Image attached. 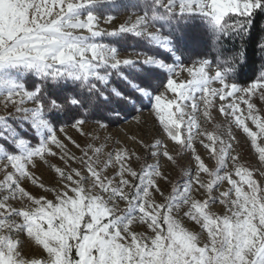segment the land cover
<instances>
[{
    "label": "snow or ice",
    "instance_id": "snow-or-ice-1",
    "mask_svg": "<svg viewBox=\"0 0 264 264\" xmlns=\"http://www.w3.org/2000/svg\"><path fill=\"white\" fill-rule=\"evenodd\" d=\"M102 6L120 4L0 0V264H264V170L233 130L264 165V63L241 83L245 50L221 43L247 37L264 0H137L112 29ZM205 37L216 61L185 63L181 49ZM129 117L138 131L124 141L85 128Z\"/></svg>",
    "mask_w": 264,
    "mask_h": 264
},
{
    "label": "rangeland",
    "instance_id": "rangeland-1",
    "mask_svg": "<svg viewBox=\"0 0 264 264\" xmlns=\"http://www.w3.org/2000/svg\"><path fill=\"white\" fill-rule=\"evenodd\" d=\"M118 1H126V0H118ZM106 7L107 6H102V7H98L96 9L97 13L101 17L100 22H99V26L101 28H105V29H112V28L118 26L120 23H122L125 20V18L131 12V11H125V12H122L119 14H114L115 19L110 23H105L104 22V16L108 14L107 12H104V11H107ZM100 11H103V12H100ZM122 55H127V51H124L122 53ZM214 70H215L214 66H213V68L209 69L210 72H214ZM181 78L182 79L186 78V74H184ZM169 95H171V94H169ZM256 103H257L259 108L264 109V104H261L258 99L256 100ZM218 104H219V101H217V106H218ZM2 111H3V109H2V107H0V112H2ZM213 115L215 117V122H218V123L224 122V117L222 115H220L218 112H214ZM140 116H141L142 123L146 121L148 123V125H151L152 117H151V114L147 108H145V110L140 114ZM249 126H250L251 130L258 131L255 128V126L250 124V122H249ZM208 127L211 130V125H209ZM85 128H86V130L91 129L93 134L100 135L101 137L112 136L114 139H118L121 141L125 140V137L127 134L136 133L138 131V126L135 124L134 121H132L131 117L128 118L127 122L122 121V122L118 123L117 125L110 126L106 130H100L97 128L96 125L91 124V123L86 125ZM233 130L236 132V135L240 141V144L245 148V151H244V156L246 157L245 163L247 165H250L253 169L264 170V165H261L259 162L258 154L255 152L254 149L250 148V141H247L246 136L244 134H242L240 131L235 130V129H233ZM67 132H68V135H70L74 139H76L82 146L86 142H91V141H86L84 137H82L79 133L75 132L72 129H67ZM96 143L99 144L100 142L96 141ZM128 143H130V142H128ZM109 144H111V141H109ZM258 144H260V146H264V140L258 138ZM69 147L73 153H75L76 155H80V152L78 149H76L75 147H72L71 145H69ZM197 148L199 151H201L203 153V149L200 147V145L198 143H197ZM136 150L138 152L141 151V149H139V147H137ZM105 151H107V149H105ZM47 159H48L50 164H60V161L58 158L48 157ZM73 167H78V165L74 164ZM36 174L38 176L42 174V177H43L45 182L51 181L52 176H53V173H51L49 171L47 165L43 164V162H39V167L36 170ZM177 175H178V171L173 170L172 171V177L175 178ZM254 175L259 179V171H256L254 173ZM262 182H264V181H262ZM226 187H227V185L225 183V184L221 185L220 190H224ZM32 191H36V189L32 188ZM213 211L222 212L223 211L222 206H220L219 204L214 205ZM188 226L192 227V224H189ZM33 252H35V249H32L31 247L25 245L24 254L26 256H31Z\"/></svg>",
    "mask_w": 264,
    "mask_h": 264
},
{
    "label": "trees",
    "instance_id": "trees-1",
    "mask_svg": "<svg viewBox=\"0 0 264 264\" xmlns=\"http://www.w3.org/2000/svg\"><path fill=\"white\" fill-rule=\"evenodd\" d=\"M136 2L137 0L118 1V3L120 4L119 8H112L111 6H107V11L104 12H107L108 14H119L125 11H134L135 9L132 7V5H134ZM194 23L196 25H200L202 22L197 20ZM262 25H264V12L257 11L253 17V25L251 27L250 34L247 37L241 38L239 36H232L230 38L223 39L221 42L223 45V54L225 56L233 54L237 49H240L241 47H243V49L245 50L247 63H245L240 69L239 81L241 83L250 82L249 78L252 77L254 73H257V69H259L261 64L264 63V53H261L258 48V41L264 38V30H262L261 27ZM108 39L110 38H106L105 40ZM141 47L142 45L136 43L132 38H129L125 42V49ZM179 54L182 55L185 63H190L192 60L203 58H207L213 62H215L217 59V52L214 50L213 45L207 40L206 37L201 41L199 45L195 47L181 49V52ZM158 55L164 57L165 59L168 58L167 53L163 51L159 52ZM113 83L120 84V82L115 77H113ZM120 86H122V84H120ZM134 114L135 113H133V115ZM117 124L118 123H114L111 126Z\"/></svg>",
    "mask_w": 264,
    "mask_h": 264
}]
</instances>
